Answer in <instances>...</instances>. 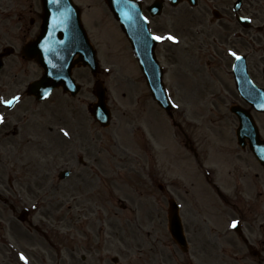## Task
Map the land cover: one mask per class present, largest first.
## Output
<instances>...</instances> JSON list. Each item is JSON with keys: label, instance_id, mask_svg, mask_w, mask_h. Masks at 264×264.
Masks as SVG:
<instances>
[{"label": "rangeland", "instance_id": "rangeland-1", "mask_svg": "<svg viewBox=\"0 0 264 264\" xmlns=\"http://www.w3.org/2000/svg\"><path fill=\"white\" fill-rule=\"evenodd\" d=\"M75 1L100 71L93 76L75 67L72 73L81 84L76 96L59 88L43 103L24 98L12 111L7 128L17 125L18 131L6 137L3 132V140L17 152L22 193L15 195L8 182L0 196V215L8 225L0 227V238L21 247L28 264H79L69 259L70 252L97 264H264V228L254 224L264 221V171L255 177L259 168L250 166L251 154L235 143L237 120L228 107L239 99L229 67L206 58L192 39L191 14L198 9L165 7L151 22L181 39L179 45L163 40L155 49L174 105L166 113L152 98L104 0ZM35 8L41 11L39 0H0V46L19 44L26 35L23 30L19 39L13 20L4 16ZM255 60L248 57V64ZM7 64L28 79L41 73L18 54ZM96 79L104 83L111 111L106 128L87 109L95 101ZM60 128L71 137L64 138ZM64 167H72L73 174L61 181L56 175ZM171 197L187 232L186 253L168 232ZM24 202L36 210L21 224L14 215ZM233 219L240 222L239 234L229 227ZM0 264L21 263L2 249Z\"/></svg>", "mask_w": 264, "mask_h": 264}, {"label": "flooded vegetation", "instance_id": "flooded-vegetation-1", "mask_svg": "<svg viewBox=\"0 0 264 264\" xmlns=\"http://www.w3.org/2000/svg\"><path fill=\"white\" fill-rule=\"evenodd\" d=\"M152 3L155 0H141ZM162 3L169 0H161ZM181 4H187L189 9H198L197 13L191 14L193 23L190 26L193 41L197 42L199 50L204 51V56L214 60L218 66L228 65L235 58L231 56L230 51L238 54H244L247 57L256 58L254 65L250 66V76L253 81L259 86L264 87V26L253 28H244L238 23L237 16L251 17L250 19L262 20L264 13V0H194V4L190 5L187 0H179ZM239 2L238 12L233 11L235 3ZM260 11V12H259ZM10 19H15L18 32L25 30L26 36L22 41V47L29 40L31 34H34V29L37 27L36 19H38V11L10 13ZM260 16V17H259ZM7 18V17H6ZM217 25V27H215ZM162 24H159L156 30H165ZM22 35H19L20 39ZM13 43V42H12ZM183 48H186L187 39L182 43ZM14 47V46H13ZM18 49L20 46H17ZM21 47V48H22ZM199 54V52H198ZM2 59V71L6 69L4 75H0V97L11 99L14 96H19L20 103L17 102L12 107H6L0 104V115L4 117L0 123V195L6 191V184L9 182V187L14 192L22 193V183L17 177L18 155L14 146L4 142L3 135L7 132L18 131V127L9 130L7 124L13 118V110L22 103V98L33 99L26 93L28 86L27 76L18 74L13 71L12 64H7L8 58ZM254 61V60H253ZM6 67V68H5ZM245 107V104H244ZM256 119L258 115L255 114ZM5 123V124H4ZM4 127V129H1ZM4 132V133H3ZM18 180V181H17ZM75 253H71L73 260H77ZM97 264L96 262H86L83 254L79 257V264Z\"/></svg>", "mask_w": 264, "mask_h": 264}, {"label": "water", "instance_id": "water-1", "mask_svg": "<svg viewBox=\"0 0 264 264\" xmlns=\"http://www.w3.org/2000/svg\"><path fill=\"white\" fill-rule=\"evenodd\" d=\"M43 3L47 16L43 21V34L34 47V51L38 54L40 63L45 69L44 82L40 83L38 90H44L42 87L46 82L49 86L63 84L74 94L78 87L70 78L72 57L78 53L79 59L83 60L93 72H96L94 51L88 45L81 31L78 15L70 0H43ZM108 3L126 29L127 36L133 44L134 53L153 96L160 106L168 110L170 105L161 83L162 72L154 58V42L146 23L140 17L137 7L132 3L126 0H108ZM235 74L240 86H243L245 82L250 84L246 80L243 61L237 62ZM95 93L98 101L91 109L92 114L102 125H106L109 113L105 106L104 90L100 82L96 83ZM251 102H255L257 107L264 109V94L260 93L256 98H252ZM260 148L262 149L258 150V156L264 162V146H260ZM62 174L66 176L67 172ZM169 222L172 236L179 243H182L181 226L175 208L170 210Z\"/></svg>", "mask_w": 264, "mask_h": 264}, {"label": "snow or ice", "instance_id": "snow-or-ice-1", "mask_svg": "<svg viewBox=\"0 0 264 264\" xmlns=\"http://www.w3.org/2000/svg\"><path fill=\"white\" fill-rule=\"evenodd\" d=\"M242 19H246V18H242ZM153 40H157V41H163L165 39L172 41L173 43L178 42L176 37L172 36V35H168V36H156L153 35L152 36ZM231 56L235 57L236 60L241 59V57L239 55H237L235 52L230 51L229 53ZM47 95V93H45V96ZM20 99L19 96H14L11 99H4L2 97H0V104L5 105L6 107H12L16 102H18ZM4 120V117L2 115H0V123H2ZM64 135L67 136L69 135V133L67 131L64 132ZM238 221L233 220L231 222V224L229 225V227L231 228H236L238 226ZM20 260L24 262V264H28L27 258L23 255V253L20 254Z\"/></svg>", "mask_w": 264, "mask_h": 264}]
</instances>
